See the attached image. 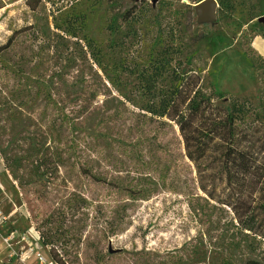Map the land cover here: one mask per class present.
<instances>
[{
	"label": "rangeland",
	"instance_id": "1",
	"mask_svg": "<svg viewBox=\"0 0 264 264\" xmlns=\"http://www.w3.org/2000/svg\"><path fill=\"white\" fill-rule=\"evenodd\" d=\"M199 1L0 0V46L31 28L0 57L1 104L14 91L18 100L29 98L23 114L45 122L42 114L51 120L55 108L45 109L41 96L18 94V87L44 88L29 75L49 81L59 108L60 90L100 83L91 104L98 113L82 130L46 135L63 162L51 183L30 181L27 169L20 186L0 163V211L8 216L0 264H36L27 250L37 237L47 244H41L44 257L56 264H264V211L251 219L241 214L243 226L253 228L243 232L230 208L198 189L176 126L131 114L123 97L136 83L134 76L123 82L124 73L137 74L151 56L167 53L173 66L198 72L208 94L264 104V0H216L213 22L197 19ZM113 20L116 33L108 29ZM34 27L38 39L31 37ZM60 72L67 73L64 87ZM105 72L124 89L106 81ZM227 193L218 190L220 199ZM12 229L28 238L10 250L1 237Z\"/></svg>",
	"mask_w": 264,
	"mask_h": 264
},
{
	"label": "trees",
	"instance_id": "2",
	"mask_svg": "<svg viewBox=\"0 0 264 264\" xmlns=\"http://www.w3.org/2000/svg\"><path fill=\"white\" fill-rule=\"evenodd\" d=\"M39 2L37 0V4ZM28 6L35 10L30 1ZM115 23L113 20L108 26L111 33L117 32ZM29 29L31 28L14 32L0 46V57L11 48L19 32ZM54 30L59 31L58 26L54 25ZM58 35L60 34L54 33L52 36L59 40L61 37ZM38 36L39 31L34 27L31 37L38 39ZM40 43L46 45L43 38ZM88 46H91V42H88ZM81 49L84 47L81 46ZM148 61L137 74L124 73L123 82L131 76L136 81L128 96H123L125 102L133 108L131 114L159 121L162 126H176L184 156L197 174L198 189L208 200L230 208L243 232H253L251 226H243L240 216L245 214L251 219L264 211V104L256 106L248 100L228 97L217 90L208 94L202 86L199 73L180 69L181 64L173 66L172 58L167 53L154 54ZM186 64H191L190 58L186 59ZM100 65L96 61V66ZM57 77L64 87L67 73L60 72ZM112 77V74L104 73L106 81L118 89H124L123 83L118 86L116 78ZM28 79L39 81L44 88L33 91L30 86L18 87V94H33L34 98L41 96L46 104L45 109L52 106L55 114L50 120V114L46 116L43 113L45 122L28 119L21 109L27 108L29 98L26 101L18 100L14 97V91L13 96L10 95L12 99L9 100L6 96L0 103V113L7 115L5 119L0 118V161L20 186L24 185L26 176L23 171L27 169L32 177L30 181L39 179L43 184L51 183L58 176L63 163L61 154L54 141L46 142L47 134H62L65 129L72 130L71 132L82 130V124L92 119L93 110L98 113V109L91 106L95 93L99 92L98 79L94 81L96 86L60 90L64 95V107L60 108L54 103L57 93L51 92L53 90L48 85L49 81L35 73L33 76L29 75ZM85 83L81 80V84ZM85 133H88L89 138H95L92 130L89 132L85 129ZM24 146L26 150L19 153V148L22 150ZM90 177L95 181L100 179L94 175ZM219 189L228 190L222 199L218 196ZM40 240L43 245H47L42 237Z\"/></svg>",
	"mask_w": 264,
	"mask_h": 264
},
{
	"label": "built area",
	"instance_id": "3",
	"mask_svg": "<svg viewBox=\"0 0 264 264\" xmlns=\"http://www.w3.org/2000/svg\"><path fill=\"white\" fill-rule=\"evenodd\" d=\"M8 220V216H4L0 211V229L3 228L5 223ZM27 236L25 233H18L16 230H10L5 236L2 237V240L7 248L13 250L16 242L23 241L26 242ZM40 238L37 237L33 244L29 245L27 252L30 253V256H34L36 264H56L52 260H47L41 252V245ZM28 256L27 258H29ZM22 260V259H21ZM24 261V260H22Z\"/></svg>",
	"mask_w": 264,
	"mask_h": 264
},
{
	"label": "water",
	"instance_id": "4",
	"mask_svg": "<svg viewBox=\"0 0 264 264\" xmlns=\"http://www.w3.org/2000/svg\"><path fill=\"white\" fill-rule=\"evenodd\" d=\"M216 0H201L194 5V11L199 21L213 22L216 19Z\"/></svg>",
	"mask_w": 264,
	"mask_h": 264
},
{
	"label": "crops",
	"instance_id": "5",
	"mask_svg": "<svg viewBox=\"0 0 264 264\" xmlns=\"http://www.w3.org/2000/svg\"><path fill=\"white\" fill-rule=\"evenodd\" d=\"M0 163H1V161H0ZM5 172H6V171H5ZM1 183H2V182H1V177H0V189L2 190V185H1ZM0 230H1V229H0ZM7 233H8V232H7ZM7 233H6V234H7ZM6 234H5V235H6ZM5 235H3V236H5ZM3 236H2V237H3ZM2 237H1V238H2Z\"/></svg>",
	"mask_w": 264,
	"mask_h": 264
}]
</instances>
